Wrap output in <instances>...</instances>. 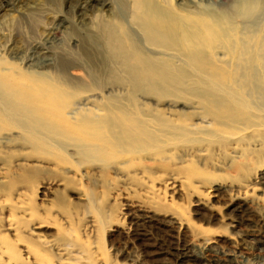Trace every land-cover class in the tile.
<instances>
[{"label": "rangeland", "instance_id": "rangeland-1", "mask_svg": "<svg viewBox=\"0 0 264 264\" xmlns=\"http://www.w3.org/2000/svg\"><path fill=\"white\" fill-rule=\"evenodd\" d=\"M76 1L0 0V47L18 53L5 54L6 61L19 63L35 45L75 50L84 33L76 25ZM105 1L108 10L96 4L84 20L107 15L114 2ZM45 29L51 31L48 40ZM223 61L222 67L235 69L232 57ZM227 77L225 95L235 103L244 95L258 124L222 123L195 99L166 97L155 108L154 100L138 97L145 104L135 107L121 94L123 114L138 110L154 119L161 110L173 121L187 118L189 132L103 166L79 158L71 145L59 151L51 140L43 146L48 155L33 154L20 141L0 148V264H222L228 255L220 250L233 264H264V242L252 221L264 219V110L252 106L255 99L240 89L237 75ZM196 84L189 79L179 87ZM170 100L177 104L167 109ZM169 178H175L174 191L164 187ZM171 219L182 224L172 240L157 229ZM205 238L212 239L207 253L194 245ZM184 244L186 260L175 263L171 248Z\"/></svg>", "mask_w": 264, "mask_h": 264}, {"label": "bare ground", "instance_id": "bare-ground-1", "mask_svg": "<svg viewBox=\"0 0 264 264\" xmlns=\"http://www.w3.org/2000/svg\"><path fill=\"white\" fill-rule=\"evenodd\" d=\"M229 1L215 6L217 0H113L107 15L92 13L84 20L88 8L98 4L107 9L109 3L77 0L76 25L84 33L75 50L60 47L52 52L35 45L15 63L4 58H15V49L0 47V148L20 141L31 153L48 155L43 146L51 140L59 151L71 145L79 158L103 166L189 132L187 118L173 121L161 116V110L154 119L138 110L123 114L121 94L135 107L145 104L138 97L154 100L155 108L166 97L195 99L222 123L258 124L261 119L251 116L246 106L251 102L241 93L243 102L230 100L225 82L228 75H237L240 89L255 99L249 97L252 106L264 110V0ZM45 30L47 39L51 31ZM227 56L236 63L232 72L221 66ZM189 79L196 86L181 89L179 83ZM165 104L168 109L177 101ZM174 183L169 178L164 187L170 184L174 191ZM252 221L256 238L264 242V219ZM168 223L157 229L172 240L182 224L177 219ZM211 244L205 238L194 245L207 253ZM171 249L175 263L186 260L188 245ZM228 256L222 264L234 263Z\"/></svg>", "mask_w": 264, "mask_h": 264}]
</instances>
